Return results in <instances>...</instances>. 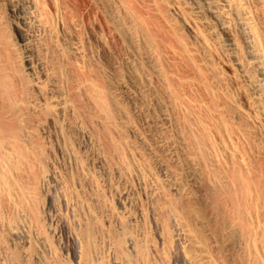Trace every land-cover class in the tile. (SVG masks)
I'll list each match as a JSON object with an SVG mask.
<instances>
[{"label": "bare ground", "instance_id": "6f19581e", "mask_svg": "<svg viewBox=\"0 0 264 264\" xmlns=\"http://www.w3.org/2000/svg\"><path fill=\"white\" fill-rule=\"evenodd\" d=\"M0 264H264V0H0Z\"/></svg>", "mask_w": 264, "mask_h": 264}]
</instances>
